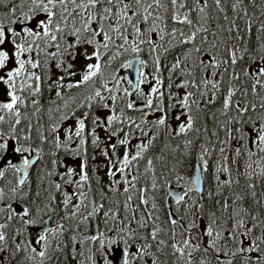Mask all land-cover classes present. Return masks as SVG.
<instances>
[{
    "label": "snow or ice",
    "instance_id": "obj_1",
    "mask_svg": "<svg viewBox=\"0 0 264 264\" xmlns=\"http://www.w3.org/2000/svg\"><path fill=\"white\" fill-rule=\"evenodd\" d=\"M0 264H264V0H0Z\"/></svg>",
    "mask_w": 264,
    "mask_h": 264
}]
</instances>
